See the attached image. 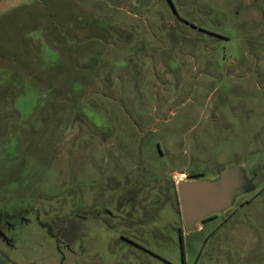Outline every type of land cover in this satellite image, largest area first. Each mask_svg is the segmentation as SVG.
<instances>
[{"label":"rangeland","instance_id":"obj_1","mask_svg":"<svg viewBox=\"0 0 264 264\" xmlns=\"http://www.w3.org/2000/svg\"><path fill=\"white\" fill-rule=\"evenodd\" d=\"M0 264H264V0H0Z\"/></svg>","mask_w":264,"mask_h":264},{"label":"water","instance_id":"obj_2","mask_svg":"<svg viewBox=\"0 0 264 264\" xmlns=\"http://www.w3.org/2000/svg\"><path fill=\"white\" fill-rule=\"evenodd\" d=\"M236 170L229 166L214 180L177 182L180 209L187 229H193L197 219L231 205L232 197L240 187L234 180Z\"/></svg>","mask_w":264,"mask_h":264},{"label":"flooded vegetation","instance_id":"obj_3","mask_svg":"<svg viewBox=\"0 0 264 264\" xmlns=\"http://www.w3.org/2000/svg\"><path fill=\"white\" fill-rule=\"evenodd\" d=\"M181 175H183V173ZM171 192L175 193V197H176V201H177V208H178V211H179V205H180V203H179V196H178V191H177V182H175V181H174V188H172V191ZM167 196L168 195H166L165 197H167Z\"/></svg>","mask_w":264,"mask_h":264}]
</instances>
